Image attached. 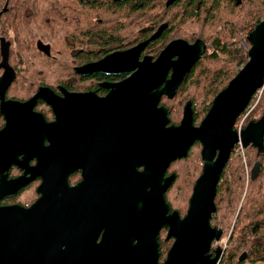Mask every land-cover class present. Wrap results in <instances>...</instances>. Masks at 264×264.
<instances>
[{"label": "flooded vegetation", "instance_id": "1", "mask_svg": "<svg viewBox=\"0 0 264 264\" xmlns=\"http://www.w3.org/2000/svg\"><path fill=\"white\" fill-rule=\"evenodd\" d=\"M93 1L0 0V132L6 128L8 118H14L16 127L11 139H18L22 144L21 136L25 131L26 141L25 146L19 150L16 147L11 149L12 162L7 168L4 167L6 164L0 161V206L19 205L29 208L35 204L42 196L39 186L43 182V174L46 170L71 171L68 175L70 186H75L83 180L84 168L80 165H85L86 162L82 157L79 158L83 148L81 139L86 140L84 149L91 150L92 138L84 133L86 131L84 126L89 120L92 104L83 101L84 103L77 109L69 98L77 94H91L104 98V205L96 207L86 206L85 203L78 204L74 206L78 211L62 214L65 199L57 195L53 197L48 208L47 203L45 204L43 213L54 219L59 216L68 218L80 216L88 221L91 220V225L96 226L97 244L103 242L100 248L104 249V264H154L153 253L156 249L159 253L158 264H164L176 240L169 234L171 226L167 221L171 219L173 212H178L181 218L187 215L194 186L203 171V145L197 140L186 157L170 163L165 177H171L173 174L176 177L164 193V203L157 204L156 199L151 196L154 180L151 170L156 163L154 149L147 146L146 134L143 131L139 132L141 121L153 111L151 106L147 105V95H136L133 86L120 85L140 69L137 67L123 72L84 74L79 68L99 61L113 52L126 51L144 42L147 45L141 52L139 60L143 61L145 56H150L152 61H156L172 41L183 39L194 43L202 38L189 40L178 36L170 39L157 51L151 44L163 36L168 25L166 22L157 24L151 19L145 24L140 23V13H137L132 14V20L121 19L123 26L129 29L127 33L122 30L112 35L114 39L120 40L118 43L122 45L127 42L131 44L126 47L111 46L107 51L106 46L93 45L92 42L89 25ZM167 2L168 0L167 7L174 3L168 5ZM3 12L7 13V19L3 17ZM99 20L102 22V19ZM77 25L86 26L85 31H77ZM45 28L48 30H44ZM130 28L133 30L131 31ZM100 41L104 42V39L101 38ZM209 50L208 46L207 52ZM94 51L96 59L93 60L91 54ZM194 66L185 76L174 97L164 93L160 98L159 107L168 108L171 120L169 125L181 123L188 102L192 103L195 126H199L208 113L202 115L200 101L195 102L188 94H184L186 91L182 92L185 82L191 78L192 73L203 75V71L195 69ZM173 73V69H170L166 73L167 79H170ZM164 87L163 84L161 88ZM199 88L203 90V85H199ZM42 91L44 96L37 98L33 111L42 115L48 124L56 123V126L52 143L46 139V147L38 152L40 142L37 144L34 143L35 141L29 140V142V132L35 138L41 139L48 131L40 125L39 118L31 116L26 110L12 107L11 102L26 104ZM181 92L182 107L179 111L181 103L178 101L173 103V101ZM137 97L138 99L135 100ZM174 110L177 111L176 115L180 114L178 121L172 119ZM119 129L136 134L137 137L140 135L142 139L134 140L126 154L121 148L120 140L124 134L120 133V135ZM198 143L201 145L200 158L189 157ZM198 159L201 172L188 192L189 197L185 192V195L174 198L172 190L178 179L176 169L179 166L188 171L190 168L194 169L193 165ZM122 169L127 170L126 181L119 178ZM132 190L134 195H130ZM124 192L128 195H124ZM166 204L170 206L171 211L168 212ZM40 234L39 246L45 247L46 240H49L48 231H40ZM219 241L214 242L212 247ZM217 249V247L211 249L213 256L216 255ZM26 251L25 246L21 247L19 258L23 257L21 252ZM224 254L225 249L222 258ZM221 263L222 259L219 264Z\"/></svg>", "mask_w": 264, "mask_h": 264}, {"label": "water", "instance_id": "2", "mask_svg": "<svg viewBox=\"0 0 264 264\" xmlns=\"http://www.w3.org/2000/svg\"><path fill=\"white\" fill-rule=\"evenodd\" d=\"M175 1L168 0L167 4ZM248 39L251 45L248 62L216 95L199 126L194 125L191 102L186 105L184 117L179 125H169L171 120L168 108L159 107V103L164 93L171 97L176 95L185 76L207 52L208 46L202 39L194 43L183 39L174 40L166 46L156 61H152L150 56H145L143 61L139 60L141 52L147 45L144 42L126 51L113 52L99 61L79 68L84 74L123 72L137 67L140 69L120 85L133 86L136 95H147V105H150L153 111L141 121L139 132L143 131L146 134L147 146L154 149L156 163L151 170L154 177L151 196L156 199L157 204L164 203V193L176 177L175 174L165 177L170 163L186 157L197 140L203 145V171L194 186L187 215L181 218L178 212H173L171 219L167 221L171 226L169 234L176 240L164 264H219L222 259L224 249H217L215 256L211 252L212 244L222 238V230L211 224L213 214L217 210L216 196L222 173L237 145L247 147L264 142V113L258 120L249 122L241 131L236 128L239 117L248 108L257 91L264 87V19L253 29ZM170 69H173L174 73L167 79L166 73ZM163 84L165 87L161 88ZM39 96H44V91L26 104L11 102L12 107L26 110L31 116L39 118L40 125L48 131L41 139L35 138L29 132L28 141H35V144L40 142L41 149L38 148V152L46 147V139L52 143L56 126V123L48 124L42 115L33 111ZM71 97L69 100L75 103L77 109L81 107L83 101L92 104L88 115L90 121L88 120L84 126V129L86 128L84 133L92 138L91 150L84 149L86 140L81 139L83 148L79 158L82 157L86 162L85 165H80L84 168L83 180L75 186H70L68 175L71 171L46 170L43 182L39 186L42 196L35 204L29 208L19 205L0 206V264H104V249L100 248L103 242L97 244L96 226L91 225V220L80 216L77 218L59 216L54 219L43 213L45 204L47 203L48 208L53 197L57 195L65 199L62 214L78 211L74 208L78 204L85 203L86 206L96 207L104 205V98L91 94H77ZM8 120L6 128L0 132V161L6 164L5 168L12 162L11 149L16 147L19 150L26 144L25 131L21 136L22 144L18 139H11L12 133L15 132L16 119L9 117ZM120 130L119 134H124L120 138L121 148L126 154L133 141L141 138L140 135L137 137L129 131ZM89 160L92 162H88ZM126 173V169L121 170L120 180H127ZM132 192L133 190L129 194L134 195ZM124 195L128 193L124 192ZM166 206L168 212L171 211L170 206L168 204ZM165 218L167 219L166 216ZM40 231H48L49 234L45 247L39 246ZM21 244L27 251L21 252L23 257L19 258V250L23 247ZM153 258L154 264H158L157 249L153 253ZM241 259L244 260L245 255Z\"/></svg>", "mask_w": 264, "mask_h": 264}, {"label": "trees", "instance_id": "3", "mask_svg": "<svg viewBox=\"0 0 264 264\" xmlns=\"http://www.w3.org/2000/svg\"><path fill=\"white\" fill-rule=\"evenodd\" d=\"M166 1L94 0L89 25L93 45H104L107 51L111 46H129L130 42L122 45L118 43L120 40L114 39L112 35L122 30L127 33L129 29L123 26L121 19L132 20V14L137 13H140V23L145 24L151 19L157 24L166 22L168 25L163 36L151 44L157 51L170 39L178 36L189 40L202 38L210 50L199 59L194 68L202 70L203 73L206 68L210 69V72L203 75L192 73L182 92L186 91L184 94H188L195 102L199 100L202 115H205L216 95L248 62L251 48L248 36L264 19V0H177L168 7ZM2 15L7 19V13L3 12ZM99 19H102V22ZM85 28L86 26L77 25L76 30L84 32ZM100 37L104 42L100 41ZM91 58L96 59L95 51ZM206 63L210 66L206 67ZM201 84L203 90L199 88ZM190 85L194 88H189ZM182 92L173 101L181 103L179 111L182 107ZM257 97L254 96L249 105H252ZM263 113L264 88L259 103L244 127L249 122L258 120ZM176 114L177 111L174 110V121L180 119V114ZM195 146L189 157L200 158L201 145L198 143ZM239 148L240 145H237L226 164L218 186L217 210L213 214L211 224L222 230V238L212 248L225 249L221 264H264V142L243 147V150ZM199 161L198 159L193 165L194 169L190 168L189 171L182 166L176 169L178 179L172 190L174 198L185 195V192L189 197L188 192L201 172ZM243 255L244 260L241 259Z\"/></svg>", "mask_w": 264, "mask_h": 264}, {"label": "built area", "instance_id": "4", "mask_svg": "<svg viewBox=\"0 0 264 264\" xmlns=\"http://www.w3.org/2000/svg\"><path fill=\"white\" fill-rule=\"evenodd\" d=\"M264 88V87H263ZM263 88H261L260 90L257 91V93L255 94V96L257 95V100L252 104V105H249L248 108L245 110V114L244 116L240 119V117L243 115H241L239 117V119L237 120V123H236V128L241 131L243 128H244V124H245V121H246V118L248 117V115L253 111V109H255V107L257 106V104L259 103V100L261 98V95L260 92L263 90ZM241 146V149L243 150V145L242 144H239Z\"/></svg>", "mask_w": 264, "mask_h": 264}, {"label": "rangeland", "instance_id": "5", "mask_svg": "<svg viewBox=\"0 0 264 264\" xmlns=\"http://www.w3.org/2000/svg\"><path fill=\"white\" fill-rule=\"evenodd\" d=\"M206 65V67H209L210 66V64L209 63H206L205 64ZM204 70H205V72L204 73H207V72H210V69H206V68H204ZM203 73V74H204ZM200 75H202V73L200 74ZM263 94V90L260 92V94L259 95H262ZM252 113V112H251ZM250 113V114H251ZM250 114L248 115V117L250 116ZM248 117L246 118V121H247V119H248ZM245 121V122H246ZM239 149H241V146H240V148ZM223 243H224V245H225V243H226V238H224V241H223ZM245 264H252V263H245ZM258 264H261V263H258Z\"/></svg>", "mask_w": 264, "mask_h": 264}]
</instances>
